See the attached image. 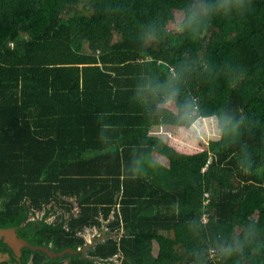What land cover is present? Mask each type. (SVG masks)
Wrapping results in <instances>:
<instances>
[{"label": "trees", "instance_id": "1", "mask_svg": "<svg viewBox=\"0 0 264 264\" xmlns=\"http://www.w3.org/2000/svg\"><path fill=\"white\" fill-rule=\"evenodd\" d=\"M195 3L0 0V227L88 247L34 264H264V0L193 37L169 21ZM173 78L177 103L137 99ZM221 110L243 120L238 137L210 138ZM145 155L157 163L133 178Z\"/></svg>", "mask_w": 264, "mask_h": 264}, {"label": "clouds", "instance_id": "2", "mask_svg": "<svg viewBox=\"0 0 264 264\" xmlns=\"http://www.w3.org/2000/svg\"><path fill=\"white\" fill-rule=\"evenodd\" d=\"M245 7V0H197V3L185 10L182 18H173L170 24L179 25L182 31L197 36L200 30L206 25L212 16H230L238 13ZM157 34L155 26H149L147 35L154 37ZM181 95L180 81L173 78L164 83H148L137 89V99L142 104L155 102V112L159 113L169 104L178 102ZM163 98L162 102H156L159 98ZM180 118L185 121L195 120V106L190 101L179 104ZM212 119L216 124V131L222 138H236L239 136L243 120L237 119L230 111L221 110L213 115ZM157 161L147 155L138 157L132 164L133 178L140 177L144 174L147 167H153ZM254 229L249 230L248 238L251 239ZM245 243L239 240L234 241L221 248V252L226 257L234 254L243 253Z\"/></svg>", "mask_w": 264, "mask_h": 264}, {"label": "flooded vegetation", "instance_id": "3", "mask_svg": "<svg viewBox=\"0 0 264 264\" xmlns=\"http://www.w3.org/2000/svg\"><path fill=\"white\" fill-rule=\"evenodd\" d=\"M18 234H19V237H21L19 231H18ZM21 238L25 239L32 246H35L27 238H25V237H21ZM35 247L49 248V247H41V246H35ZM29 250H31L32 252H29ZM33 251L34 252H43L41 250H34L30 247H24V248H22L21 255L19 256L17 251L15 250V248L12 245H10L9 243H6L5 239L2 238V239H0V264H34L36 259H41L42 257H38L35 253H33ZM43 253H45V252H43ZM52 259H55V258H52Z\"/></svg>", "mask_w": 264, "mask_h": 264}, {"label": "water", "instance_id": "4", "mask_svg": "<svg viewBox=\"0 0 264 264\" xmlns=\"http://www.w3.org/2000/svg\"><path fill=\"white\" fill-rule=\"evenodd\" d=\"M4 238L6 243H9L10 245H12L15 250L17 251L18 255H21V250L24 247H30L34 250H41L45 253H47L51 258H63L65 257L67 254H72V255H77L80 252H84L85 250H87L88 247L82 249L81 251L78 250H73V249H67L65 251H63L62 253H57L52 251L50 248H39V247H35L32 246L31 244H29L25 239L19 237L18 234V229L17 228H2L0 227V239ZM92 244H89L88 246H91Z\"/></svg>", "mask_w": 264, "mask_h": 264}, {"label": "rangeland", "instance_id": "5", "mask_svg": "<svg viewBox=\"0 0 264 264\" xmlns=\"http://www.w3.org/2000/svg\"><path fill=\"white\" fill-rule=\"evenodd\" d=\"M182 17H183L182 13H179V14L176 15L177 19H180ZM178 28H180L179 25H177V29ZM208 125L210 126V138H215L217 136L215 121L210 122ZM156 131H159V133L156 134L157 136L160 135L161 137L167 139V138H169V136L171 134H173L175 132V129L173 127H171V126H163L160 129H157ZM63 263L67 264V262H63Z\"/></svg>", "mask_w": 264, "mask_h": 264}, {"label": "crops", "instance_id": "6", "mask_svg": "<svg viewBox=\"0 0 264 264\" xmlns=\"http://www.w3.org/2000/svg\"><path fill=\"white\" fill-rule=\"evenodd\" d=\"M93 243H94V241L92 240L91 244H93ZM85 252H86V250L84 252H80V253H82L83 255H85Z\"/></svg>", "mask_w": 264, "mask_h": 264}, {"label": "built area", "instance_id": "7", "mask_svg": "<svg viewBox=\"0 0 264 264\" xmlns=\"http://www.w3.org/2000/svg\"><path fill=\"white\" fill-rule=\"evenodd\" d=\"M205 220L208 222V219L207 218Z\"/></svg>", "mask_w": 264, "mask_h": 264}]
</instances>
